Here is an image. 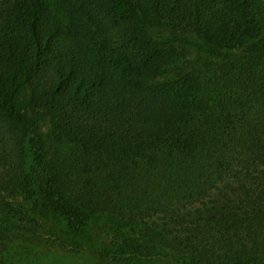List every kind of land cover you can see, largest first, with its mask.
Here are the masks:
<instances>
[{"label":"trees","instance_id":"trees-1","mask_svg":"<svg viewBox=\"0 0 264 264\" xmlns=\"http://www.w3.org/2000/svg\"><path fill=\"white\" fill-rule=\"evenodd\" d=\"M182 24L205 61L157 85ZM142 232L264 264V0H0V264H138Z\"/></svg>","mask_w":264,"mask_h":264},{"label":"rangeland","instance_id":"rangeland-1","mask_svg":"<svg viewBox=\"0 0 264 264\" xmlns=\"http://www.w3.org/2000/svg\"><path fill=\"white\" fill-rule=\"evenodd\" d=\"M197 1L198 0H194V2ZM148 32L159 46L165 48H174L179 52L181 57L178 63L165 70L166 72L158 80L156 83L157 85L160 82H170L172 80L178 79L188 72L200 67L204 63L205 58L203 54L200 53L196 48V44L200 43V39L196 35L193 26L182 24L175 29H169L167 27H155L149 28ZM47 129L48 123L43 126L42 132L45 133ZM15 200L18 201V199ZM135 237L139 238V243L149 246L153 255V257H151V259L148 261H143L138 264H176V262L171 258H167L169 253L179 252V250L170 242L162 241V239H160L158 236L145 232L139 234L137 233L135 234ZM157 255L161 257L158 258ZM165 255L166 258L163 259L162 257ZM87 259H89L90 264H110L109 261L106 260H97L95 256H93V259H90V257Z\"/></svg>","mask_w":264,"mask_h":264}]
</instances>
